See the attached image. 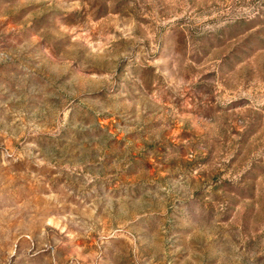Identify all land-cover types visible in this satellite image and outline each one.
<instances>
[{"label":"rangeland","instance_id":"374dc122","mask_svg":"<svg viewBox=\"0 0 264 264\" xmlns=\"http://www.w3.org/2000/svg\"><path fill=\"white\" fill-rule=\"evenodd\" d=\"M0 264H264V0H0Z\"/></svg>","mask_w":264,"mask_h":264}]
</instances>
